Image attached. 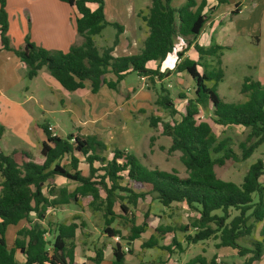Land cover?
Here are the masks:
<instances>
[{"label":"trees","instance_id":"16d2710c","mask_svg":"<svg viewBox=\"0 0 264 264\" xmlns=\"http://www.w3.org/2000/svg\"><path fill=\"white\" fill-rule=\"evenodd\" d=\"M57 1L77 11L79 17L75 20V29L82 37L80 45L71 46L67 52L48 51L26 37L22 46L12 47L8 37L7 0H0V51L12 52L19 59L27 69L28 80L45 69L67 92L87 86L92 94H96L105 86L128 98L129 93H122L117 87L129 74L144 77L154 84L172 73H186L194 84V91L190 98L179 95L184 101L183 113L176 111L169 91L161 86L155 106L168 111L171 121L162 123L159 118L151 116L149 126L157 128L162 123V134L170 139L168 152L180 153V162L187 176L181 178L175 173L149 168L136 155L124 150L114 149L107 157L108 147L97 137L76 133L61 138L43 124L41 130L45 140L41 144L40 159L25 150H14L8 155L0 150V264H77V235L89 236L85 220L74 215L68 224L42 223L49 209L69 204L101 211L104 233L111 238L119 234L110 227L116 219L114 208L118 204L125 215L123 220L130 224L129 242L153 231L141 249L158 248L172 253L171 247L160 246L158 240L172 234V243L182 251L174 235L187 233L192 228L193 234L184 237L188 243L197 244L212 238L219 241L216 248H230L243 258L237 264L259 262L264 258V184L260 182L264 176V161L257 160L252 164L239 185L219 179L215 168L224 166L228 160L246 161L264 144V84L246 77L240 86L243 100L224 102L217 92L224 77L220 68L224 48L194 45L199 61L184 57L208 20V16L202 13L205 1L197 4L195 0H185L174 8L171 5L173 0H150L146 14L138 13L147 29L143 47L136 54L119 57L113 55L118 44L117 36L110 47L101 50L94 43L93 38L106 26L115 27L117 35L123 32L120 25L105 20L104 0ZM89 5L97 8L91 11ZM231 14L234 16L237 11ZM176 38L186 41V46L175 52L177 63L174 70L161 72L148 68L149 63H162L174 52ZM206 58L212 59L216 67L205 65ZM107 75L114 80H106ZM203 111L210 113L209 120L217 126L248 129L247 139L239 145V157L228 148L226 140H218L210 123L202 120ZM177 115L178 120L175 119ZM3 132L0 125V141ZM217 154L220 156L213 158ZM81 159L87 166L86 176L80 170ZM56 178L64 179L73 188L57 187ZM254 196L258 199L256 203ZM146 197L164 208L183 203L197 216L190 224L174 228L155 224L147 213L143 223L137 226L129 207L136 208ZM231 211L237 214L232 216ZM20 222H25V226L16 231L13 247L8 249L6 230ZM257 224L262 225L259 239L250 248L241 246L238 241L250 236ZM51 229L52 239L48 241L46 234ZM103 248L94 249L93 257L84 255L85 260L99 264L103 260ZM111 252V264H124L126 253L119 243L111 247ZM16 254L23 257L22 263L16 261ZM217 258L214 255L207 260L198 255L188 264H218Z\"/></svg>","mask_w":264,"mask_h":264},{"label":"rangeland","instance_id":"374dc122","mask_svg":"<svg viewBox=\"0 0 264 264\" xmlns=\"http://www.w3.org/2000/svg\"><path fill=\"white\" fill-rule=\"evenodd\" d=\"M105 9L108 11L109 6L113 5L115 11L118 12V18L121 20L118 24L127 25L132 31L133 23L136 16L131 14V10L136 12L138 0H105ZM144 8V6H142ZM144 14L145 8L143 9ZM132 15V17H130ZM140 24H143L141 20ZM109 23V22H108ZM145 27V26H144ZM137 35V49L133 47L132 54H136L143 47V36L141 32L133 31ZM262 34V33H261ZM117 35V30L113 26H106L102 33L95 36L94 43L98 50L111 46L115 37L118 41H124L125 38ZM264 37V35H261ZM264 39V38H262ZM174 45L179 46L178 39L174 40ZM119 52V51H118ZM264 58V42H260L259 46H254L252 58L248 56L242 59L241 57H233L231 61L220 64L223 70V80L217 87V92L224 102L237 103L243 100L240 93V86L244 76H253V71L248 69L245 61ZM175 57H170L166 62V69L174 70L173 60ZM206 58L205 61H208ZM204 61V62H205ZM247 61V62H248ZM205 65H207L205 63ZM211 65V64H209ZM216 64H212V67ZM202 71V68H199ZM164 71V72H165ZM109 76L106 78L108 80ZM29 87L31 99L27 93H23L25 87ZM161 86L167 89L170 97L175 105V109L179 114L183 113V101L179 99V95H184L188 98L193 96V92H187V88H193L194 84L187 76L181 74H171L162 81H156L154 84L149 83L145 78L141 81L135 74L127 75L124 80L118 85V90L124 93L129 90V97L125 98L118 96V93L112 90L111 95H102L93 97L90 94L88 87L77 92H67L63 90L58 83L48 74L45 69H42L36 79L28 80L26 77L21 80L18 88L20 101L24 102V110L31 112L34 109V117L40 119L39 124L49 123L52 125L51 131L58 136L64 138L69 134L81 132L85 135L95 136L108 147L106 152L107 157L111 156V151L114 149L124 150L136 155L140 162L149 168H155L166 173H175L181 178H185L187 173L180 162V153H169L170 139L162 134V123H170L171 118L168 111L155 106L156 98L161 94ZM115 93V94H114ZM88 97V101H86ZM46 99L52 103L44 106V110L38 108L34 99ZM78 99V104L76 102ZM28 101V102H27ZM151 116L159 118L162 123L157 128L149 126V118ZM179 119V116H175ZM210 119L208 111L202 112V120L208 121L213 129L218 140H226L228 148L238 157L240 156L239 145L244 143L248 136V129L241 127H221L215 125ZM153 138V141L151 140ZM7 141V136L4 137ZM27 148L21 142L15 140L13 143L8 142L1 144L0 148L4 154H9L12 148ZM35 151H33L34 153ZM39 155V152L36 151ZM220 154L213 155V158L219 157ZM257 160L264 161V144H262L246 161L228 160L224 166L216 167L215 173L222 181L233 182L237 185L242 183L243 177L246 175L250 166ZM80 170L84 176L87 175V166L81 159ZM59 187H73L64 179L57 178ZM260 182L264 184V176L260 178ZM124 183V181H122ZM254 203L258 201L257 197L253 198ZM116 219L111 224V229L118 231L119 234L115 237L119 238V244L124 247L129 245L130 249L126 253L124 264H188L196 256H202L210 260L214 255L218 256V264H237L243 261L235 250L230 248H216L218 240L210 238L207 241L197 244L188 243L185 240V235L193 234L192 228H189L187 233L177 232L174 237L181 245L182 251L172 243V234L166 235L164 238H159V245L171 247V252L153 249H141L142 243L148 240L153 231L149 230L140 239L129 242L130 224L125 222V215L119 210L118 204L115 205ZM129 212L134 219L135 225L139 226L143 223L144 215L148 213L157 225L179 227L190 224L197 214L189 209L183 203H173L169 208L162 207L158 202L153 201L150 197H146L138 202L136 208L129 207ZM250 213V212H249ZM237 213L231 211L234 216ZM78 215L86 219V233L89 235L84 238L78 234L76 244L80 247L82 241L85 240L89 255H93L92 246L99 247L102 243L107 245V248L115 245V237H109L104 233V217L101 211H93L87 207L80 208L74 204H69L55 209H49L45 213V219L42 222L46 225L50 222L55 225L60 222H68L72 216ZM32 218H35L32 216ZM127 219H130L127 216ZM15 227L11 226L5 234V242L8 249L13 247L12 231ZM262 229L261 224L256 225L254 232L241 240L238 243L243 247L250 248L252 243L259 239V232ZM51 229L46 238L51 241ZM94 248V247H93ZM87 249L85 251H87ZM110 250V249H109ZM79 251V249H78ZM77 251V253H78ZM111 254L106 250L103 253V260L99 264H111ZM85 264H94L93 262H85ZM255 264H264V258Z\"/></svg>","mask_w":264,"mask_h":264},{"label":"crops","instance_id":"0c3cea01","mask_svg":"<svg viewBox=\"0 0 264 264\" xmlns=\"http://www.w3.org/2000/svg\"><path fill=\"white\" fill-rule=\"evenodd\" d=\"M184 1L185 0H173L171 5L174 8H178L184 3ZM195 1L197 4H200L201 2V0ZM204 1L205 7L202 13L208 16V20L194 43L186 50L184 57L198 62L199 55L195 51L194 45L201 48H208L212 45H217L224 48L220 57V62H222V64H224V58L227 59L226 62L231 61L233 57H241L244 59V57L248 56L249 59L250 57L252 58L254 46H259L261 40L264 42V39H262L264 37L261 36L264 35V0ZM138 3L140 5L138 6L136 12L134 13V11H130L132 15L136 16L132 26V31L129 30L127 25L118 24L121 20L118 18L119 14L115 11L113 5L109 6L108 11L103 6L105 20L109 23H116L123 28V32L120 36H123L125 40L118 41V44L113 52V55L116 57L133 55V47H135L134 49L136 51V42L138 37L137 35H134L133 31L137 33L142 31V42L147 36V29L144 27L145 25L141 18L138 17V13L144 14V8L145 11H147L150 6V0H138ZM105 4L104 0V5ZM142 6H144V8H142ZM89 8L93 11L97 8V6L89 5ZM235 10L237 11V14L233 16L231 13ZM6 12L9 23L8 37L10 38L12 47L14 48L22 46L26 37H29L30 41L35 45L48 51L67 52L71 46L80 45L82 43V37L76 33L75 29V20L79 17V15L75 8H70L65 3L57 0H7ZM132 15L130 17H132ZM140 20L143 24H140ZM176 39H178L179 46L174 45V52L169 54L162 63H149L148 68L159 69L161 72H164L166 69V62L171 56L175 57L173 60L175 67L177 63L175 52L181 51L182 48L186 46V41L180 38ZM247 61L244 62V65L246 64L247 68L253 71V76H244L242 80L248 77L264 84V58ZM203 63H206L208 66L211 64L210 66H212L214 61L209 58L208 61ZM40 72H42V70L39 71L38 75L34 79L39 76ZM26 73L27 69L21 65L19 59L12 52L0 51V125L4 128L0 145L8 142L13 143L17 140L27 148L14 147L11 152L14 150H25L29 152L32 157L40 159L41 144L45 140V135L41 130L42 124H39L40 119L33 116L35 114L34 109H32L31 112L24 110L23 105L26 100L24 99V102L20 101L18 94L19 91L16 90L21 80L26 77ZM175 74H181L182 76L185 75L189 78L184 72ZM108 76V80H114L111 75H107L106 78ZM190 81L192 80L190 79ZM29 91L28 86L22 91L23 93H27L29 95L27 96L28 100L31 99ZM186 91L193 92L194 87L187 88ZM111 92L113 91L104 86L98 91V93L92 94L90 92L89 95L93 97L92 102H94L96 96H110ZM125 92L129 93V90H125ZM118 96L123 97L119 94ZM34 100L35 104L38 105V108L41 110H44V106L47 104L52 103V101L49 102L43 98H37ZM86 101H88V97H86ZM76 102L78 104V99H76ZM44 125H47L50 129L53 128L49 123H45ZM51 133L58 136L52 131ZM78 134L89 136L81 132H78ZM5 136H7V141L4 140ZM33 151L35 152L33 153ZM36 151L39 152V155ZM55 183H57V181H55ZM56 186L59 187L57 184ZM83 219L87 222L85 218ZM70 220L66 223L68 224ZM24 226L25 222H20L18 225L14 226L15 228L12 231V234L14 235L13 239L15 238L16 231ZM10 227L11 226L8 228ZM8 228L6 233L9 230ZM83 244L86 245L85 240L82 241L79 248L76 244L75 262L77 264H85V262H89L85 260L84 255H87L88 257H93L94 255H89V250L87 247L83 246ZM102 247H104L102 249L103 253L106 250L112 257L111 247H109V250L107 245L104 243H102L99 247L92 246V252H94V249ZM86 249L87 251H85ZM16 261L18 263H22L24 259L21 255L16 254Z\"/></svg>","mask_w":264,"mask_h":264},{"label":"built area","instance_id":"2783aa9c","mask_svg":"<svg viewBox=\"0 0 264 264\" xmlns=\"http://www.w3.org/2000/svg\"><path fill=\"white\" fill-rule=\"evenodd\" d=\"M141 81H144L145 78L144 77H141L140 78ZM49 130L51 131V129L49 128ZM115 243H119V238L118 237H115ZM130 247L129 245H125L124 247H122V250L127 253L129 251Z\"/></svg>","mask_w":264,"mask_h":264}]
</instances>
